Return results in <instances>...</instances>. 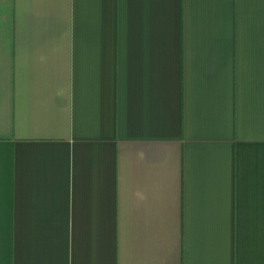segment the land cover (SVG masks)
<instances>
[{"label":"crops","instance_id":"0c3cea01","mask_svg":"<svg viewBox=\"0 0 264 264\" xmlns=\"http://www.w3.org/2000/svg\"><path fill=\"white\" fill-rule=\"evenodd\" d=\"M0 264H264V0H0Z\"/></svg>","mask_w":264,"mask_h":264}]
</instances>
